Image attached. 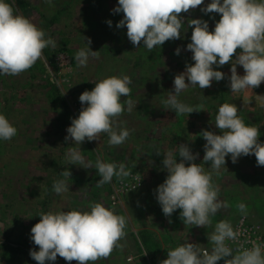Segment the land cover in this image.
Listing matches in <instances>:
<instances>
[{
	"label": "rangeland",
	"instance_id": "1",
	"mask_svg": "<svg viewBox=\"0 0 264 264\" xmlns=\"http://www.w3.org/2000/svg\"><path fill=\"white\" fill-rule=\"evenodd\" d=\"M7 2L15 14L29 18L43 30L45 39L55 40L56 47H46L42 57L20 75H0V114L17 129L11 140H0V264H38L30 252L39 250L31 240V228L39 222L40 214L90 211L92 203L106 204L135 225L159 226L157 242L148 230L136 233L142 242L143 264H161L159 253L167 259L169 250L185 242L211 252L213 245L202 247L205 239L199 238L197 226L185 225L178 210L170 217L148 211L149 219L137 221V207L133 204L122 207V200L135 198L137 190L122 195L120 202L113 205L112 196L120 178L114 176L110 183L97 186L101 177L95 167L98 159L117 166L123 164L130 174L143 178L153 171L149 161L157 159L162 174L166 172L162 164L164 154L170 151L177 162L181 161L178 155L181 144H187L193 154L199 153L196 160H203L207 142L201 133L209 130L221 134L214 123L218 108L224 103L236 104L238 116L246 125L260 129V142L264 143V99H258V95L264 96V82L253 90L232 93L228 79L231 63L216 68L226 74L225 79L213 81L206 89L190 85L177 97L189 106L202 105L203 110L177 115L164 104L169 92H174L175 76L184 72L187 64L194 63L192 53L187 50L193 31L188 20H206L211 31L220 19L217 13L206 15L201 11L211 0H204V5L182 14L185 22L180 39L166 41L151 51L143 42L136 48L127 37L126 27H116L123 19V13L112 11L118 0ZM109 20L111 26L107 23ZM86 38L91 39V50L98 51V55L90 56L87 66L81 67L75 56L78 50L87 47ZM178 47L181 52L176 55ZM237 71L244 74L240 65ZM124 75L131 79V93L129 97H122L121 102L131 99L133 108L129 112L125 104V111L114 119L113 127L117 131L129 130L126 141L111 146L108 134L102 133L98 140H86L81 145L66 142L67 128L83 107L80 95L92 90L95 82ZM58 97L66 102L67 109ZM73 147L80 151L90 168L68 162L67 156ZM221 167L222 171L226 170L220 183L222 202L235 207L230 208L234 213L226 221L234 227L245 216L250 222L260 224L264 232V166H257L255 155L250 154L241 156L236 163L229 155ZM65 170L71 171V178L61 175ZM60 180L66 181L69 190L57 194L53 184ZM240 203L246 205V212L238 210ZM46 264L68 262L57 257L56 261H46ZM95 264L108 263L96 261Z\"/></svg>",
	"mask_w": 264,
	"mask_h": 264
},
{
	"label": "clouds",
	"instance_id": "2",
	"mask_svg": "<svg viewBox=\"0 0 264 264\" xmlns=\"http://www.w3.org/2000/svg\"><path fill=\"white\" fill-rule=\"evenodd\" d=\"M201 5H204V0H118L117 7L112 11L123 13V19L116 27H126L129 41L136 48L143 42V46L151 51L166 41L180 39L185 22L182 14ZM201 11L206 15L217 13L220 19L211 31L206 20H188V26L193 31L187 50L192 53L194 63L187 64L185 71L175 76L174 92H169L164 101L177 115L203 110L202 105L189 106L177 97L190 85L206 89L213 81L225 79L226 74L216 70L218 67L231 63L228 79L232 93L253 90L264 82V0H211ZM107 23L112 25L111 20ZM86 40L87 47L78 50L75 56L81 67L87 66L90 56L98 55V51L91 50V39ZM49 45L56 47L55 40L50 37L45 39L43 30L29 18L15 14L7 0H0V75L18 76L27 71ZM180 52L178 47L175 54ZM237 65L243 67V75L238 73ZM130 84L131 79L127 75L112 76L95 82L92 90L84 91L79 97L83 107L67 128L65 141L81 145L86 140H98L100 134L107 133L109 145L123 144L130 132L128 129L115 130L113 123L125 111V104L128 105L127 110L132 111L131 99L121 102L122 97L130 96ZM258 99H264V96L258 95ZM214 125L221 134L209 130L201 134L207 142L203 160L210 162L217 175L229 155L236 163L241 156L254 154L257 166H264V143L260 142V129L243 122L238 116L236 104L220 105ZM16 134L17 129L0 114V140H11ZM178 155L182 158L180 162L172 152L164 154L163 165L168 175L156 190L162 211L170 217L180 209L185 225H211L210 216L227 205L218 200L219 189L212 183L211 172H205L200 164L195 163L199 153L193 154L187 144H181ZM67 159L69 163L85 169L91 167L75 147L70 150ZM95 167L101 177L97 186L110 183L114 176L123 180L130 175L123 164L117 166L98 159ZM61 175L71 178L72 173L65 170ZM53 190L61 194L69 189L66 181L60 180L54 182ZM237 208L242 213L246 212L243 203ZM39 217V222L31 228V240L39 250L30 252L38 264L54 262L57 257L68 264L73 261L76 264H95L98 260L107 259L126 235V218L102 203H92L90 211L48 212L41 213ZM239 235L229 222L220 221L216 223L214 232L208 235L213 245L211 252L185 242L169 250L167 259L161 264H217L228 257L231 258L225 259V264H264L262 246L256 241H252L250 249L241 247L233 255L225 242L235 241Z\"/></svg>",
	"mask_w": 264,
	"mask_h": 264
},
{
	"label": "crops",
	"instance_id": "3",
	"mask_svg": "<svg viewBox=\"0 0 264 264\" xmlns=\"http://www.w3.org/2000/svg\"><path fill=\"white\" fill-rule=\"evenodd\" d=\"M149 162H150L149 165L153 166V171L143 176L142 178L143 185L139 189H137L136 192H134L135 198L129 197V198H125L124 200H122V207H125L127 204L129 205V207L132 204L135 207H137V210H138L137 221H144L146 219H149V216L147 215L148 211H155L156 213L159 212V214L164 216V213L162 211V206L157 200L156 190L158 189V186L164 182L168 173H167V170L165 173H162V174L159 173L158 166L160 167V164H159V161H157V159H154L153 161H149ZM195 163L200 164L204 168L205 172H211L212 183L214 186L218 187L219 189L218 200L222 201V192H221L222 187L220 183H222V180H221L222 173L223 172L225 173L226 170L222 171L221 169L222 167H221L219 170V175L217 176V173L216 174L212 173L214 170L211 169V165H209L210 167L207 165L209 162H204V160H195ZM223 176L226 177V175H223ZM216 178H219L218 182ZM226 187L224 188L226 189ZM104 206L106 207V204ZM230 208L233 209L235 207H233V205L222 207L220 210H218V212L215 215L210 216V219L212 221L211 225H208L205 227L197 226L195 228L197 229V234L199 233L198 234L199 238L201 240L205 239L203 240V243L201 244L202 247L205 245L211 244L209 243L210 241H207L209 240L208 235L212 233L211 231H214L216 223L220 221H226L228 218L227 216L230 213H234V212H230L231 211ZM177 210L179 211V213L181 212L180 209H177ZM139 230H146V231L148 230L150 233H152V236L155 238L154 239L155 242L159 240V237H160V234L158 231L159 226L157 227H152V226H147V225L138 226V225H135L133 221L129 220L127 221L126 228L124 229L126 235L119 242L120 246H117L107 259L98 260L99 263L107 262L108 264H143L141 262L142 260L141 256L143 253L141 252L142 242L139 239V236L136 234L137 231ZM128 256H132L134 258V261L127 262L126 259ZM163 256L164 255L159 253V263H161V261L164 260V258H162Z\"/></svg>",
	"mask_w": 264,
	"mask_h": 264
},
{
	"label": "built area",
	"instance_id": "4",
	"mask_svg": "<svg viewBox=\"0 0 264 264\" xmlns=\"http://www.w3.org/2000/svg\"><path fill=\"white\" fill-rule=\"evenodd\" d=\"M143 185L142 177L139 174H130L129 176L119 179L117 186L115 188V193L112 196V204L116 205L120 202V197L131 191L139 189ZM121 194V195H120ZM233 229L240 233L237 240H227L225 243L229 246L233 255L237 254V250L242 248L250 249L252 241H256L262 246V253H264V232L260 224L250 222L245 216H241ZM231 257L225 258L230 259ZM225 259H221L217 264H225ZM127 262H133L134 258L132 256L127 257ZM151 264V263H149Z\"/></svg>",
	"mask_w": 264,
	"mask_h": 264
},
{
	"label": "trees",
	"instance_id": "5",
	"mask_svg": "<svg viewBox=\"0 0 264 264\" xmlns=\"http://www.w3.org/2000/svg\"><path fill=\"white\" fill-rule=\"evenodd\" d=\"M58 98H59V100H60L61 105H63L64 108L67 109V107H66V102H65L61 97H58Z\"/></svg>",
	"mask_w": 264,
	"mask_h": 264
}]
</instances>
